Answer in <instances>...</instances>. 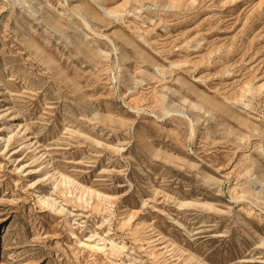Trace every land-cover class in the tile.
<instances>
[{
  "label": "rangeland",
  "instance_id": "obj_1",
  "mask_svg": "<svg viewBox=\"0 0 264 264\" xmlns=\"http://www.w3.org/2000/svg\"><path fill=\"white\" fill-rule=\"evenodd\" d=\"M0 89V264H264V0H0Z\"/></svg>",
  "mask_w": 264,
  "mask_h": 264
},
{
  "label": "bare ground",
  "instance_id": "obj_2",
  "mask_svg": "<svg viewBox=\"0 0 264 264\" xmlns=\"http://www.w3.org/2000/svg\"><path fill=\"white\" fill-rule=\"evenodd\" d=\"M2 95H3V94H2V90L0 89V97H3ZM11 108H12L11 106L7 105V109H6V110H7V113H10V112H11ZM8 115H9V114H5V116H8ZM22 125H23V124H22L21 122L18 124L19 129L23 131L24 128H25V126L23 127Z\"/></svg>",
  "mask_w": 264,
  "mask_h": 264
}]
</instances>
